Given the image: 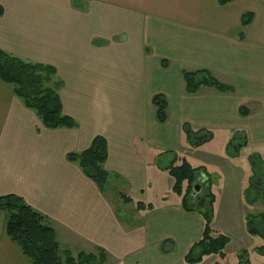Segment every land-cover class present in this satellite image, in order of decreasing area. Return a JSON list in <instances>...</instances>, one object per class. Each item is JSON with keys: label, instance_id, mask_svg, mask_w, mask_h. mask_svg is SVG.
Wrapping results in <instances>:
<instances>
[{"label": "crops", "instance_id": "0c3cea01", "mask_svg": "<svg viewBox=\"0 0 264 264\" xmlns=\"http://www.w3.org/2000/svg\"><path fill=\"white\" fill-rule=\"evenodd\" d=\"M80 1L76 7L73 0H0V49L53 67L63 84V114L77 125L44 128L13 87L0 81V197H21L44 215L59 245L74 257L102 249L113 264L184 262L202 238L204 221L184 211L165 169L171 154L197 168L183 156L189 144L184 125L212 132L199 149L219 134L226 148L234 133H243L248 143L239 157L224 151L228 168L235 165L236 171L230 168L223 183L226 188L237 173L248 185L252 176L241 152L264 145V0L225 6L219 0H130L146 14L130 24L116 12L121 0ZM247 13L253 20L241 40L233 32ZM198 70L234 92L201 88L188 95L182 73ZM157 95L168 103L164 124L152 103ZM241 108L249 114L242 116ZM97 137L107 143L108 184L132 200L127 204L134 206V222L120 220L97 186L67 161ZM236 189L242 194L237 206L252 208L244 184ZM137 203L154 209L139 211ZM6 225L0 212V264H29L7 237ZM214 225L216 235L226 236Z\"/></svg>", "mask_w": 264, "mask_h": 264}, {"label": "trees", "instance_id": "16d2710c", "mask_svg": "<svg viewBox=\"0 0 264 264\" xmlns=\"http://www.w3.org/2000/svg\"><path fill=\"white\" fill-rule=\"evenodd\" d=\"M235 0H219L220 6L228 5ZM4 11L0 7V17ZM253 16L249 13L243 15L240 25V39L243 40L244 30L252 23ZM165 65V64H164ZM185 91L194 95L201 88H213L220 93H232L233 87L220 83L209 71L198 70L182 73ZM0 81L13 87L15 96L23 105L33 111L44 128L48 130L75 129L76 123L63 114L60 99L62 81L57 78L56 70L48 65L27 62L12 56L0 49ZM152 103L156 108L158 123L167 121L168 103L164 96L157 95ZM240 114L247 116L248 110L241 108ZM184 132L188 142L193 148H199L213 139L212 132L201 130L193 131L190 126L184 125ZM248 140L243 133H234L227 147L230 156L237 157L240 150L247 146ZM173 160L165 169L174 179L173 194L182 197V208L188 213H198L204 221L202 238L187 252L185 264H201L206 257L218 256L224 259V250L231 240L224 235H216L212 229L215 196L212 193V184L209 175L203 168H193L186 160L171 154ZM67 161L76 164L103 193L108 184L109 174L104 170L108 159L106 140L97 137L91 147L82 153L67 155ZM257 161L260 157H254ZM252 167H256L253 163ZM198 184L204 195L198 197L196 204L191 202L194 186ZM187 185L184 190V186ZM125 203H132L128 197L121 195ZM250 199V198H248ZM254 203L253 200H249ZM139 211H151L153 205L137 203ZM0 212L7 215L6 234L10 241L16 245L29 264H106L107 255L102 249L97 254L80 253L74 257L70 252L60 251L55 230L50 226L48 219L30 207L21 197L10 195L0 197ZM247 229L251 236H258L264 240V215L248 216ZM264 257V245L250 251L242 250L237 256L238 264H252L251 254ZM220 264V263H218Z\"/></svg>", "mask_w": 264, "mask_h": 264}, {"label": "rangeland", "instance_id": "374dc122", "mask_svg": "<svg viewBox=\"0 0 264 264\" xmlns=\"http://www.w3.org/2000/svg\"><path fill=\"white\" fill-rule=\"evenodd\" d=\"M207 1L209 4L212 2L211 0ZM245 1H248L250 4L255 2V0ZM121 2V6L118 5L116 9V12L120 14V21L130 24L132 19L136 17L141 18L143 21L146 20V14L139 10L137 4H133L130 0H121ZM73 3L74 6L80 7L81 1L73 0ZM240 32V28H238L234 30L233 34H239ZM232 138L233 135L231 139ZM224 146L225 141H223V134H219L218 137L215 138V141L204 148H193L188 144L184 146L182 151L183 156L187 158L194 167L203 168L208 172L212 187L214 186L213 192L217 198L215 214L213 215V222H215L214 227L218 229L219 232H223V234L226 233V236L231 239L230 245L224 250L225 258L223 260L218 256H211L206 257L207 259L204 258L205 260L202 264H238L237 256L240 251L248 250L251 252L254 248L256 249V247L259 248L264 245V240L262 242L261 237H252L247 233V219L243 220V216L247 214L251 216L264 215L263 188L261 191H258L254 187V182L252 184L251 179L246 186L245 181H241L244 176L237 173L236 178L230 180L228 186H226V188L224 187L225 183H223V180H225L226 175L231 172V169L235 170L236 168L235 165L232 167L229 166L228 168L227 161L224 158V151H226L227 146L226 148ZM261 153L264 154V145H256L251 147L249 151L241 152V156L246 155L245 164L251 172V176L255 175L257 177L256 171L254 170L255 168L252 167V158L255 156L257 157L258 154ZM239 156L240 152L237 154V157ZM263 161L264 158H261L259 161L254 158L253 163L259 166ZM239 183H243L246 187V195L243 196L246 198V202L250 203L249 200H253L254 203H250V206H253L252 208L244 206L243 203L240 204L241 206H237L239 204L238 199L242 195L239 189H236L239 187ZM204 193L205 192L201 190L196 196L193 195L191 202L196 204L197 198L202 197ZM103 195L110 201L120 220L136 221L134 206L124 203L119 197V193L110 183L105 186ZM171 197H174L173 194L167 195V198L171 199ZM60 251L63 253L66 251V247L60 244ZM250 258L252 264H264V257L257 255L255 252L251 254ZM107 264L113 263L107 262ZM177 264L185 263L180 261Z\"/></svg>", "mask_w": 264, "mask_h": 264}, {"label": "flooded vegetation", "instance_id": "af4514ba", "mask_svg": "<svg viewBox=\"0 0 264 264\" xmlns=\"http://www.w3.org/2000/svg\"><path fill=\"white\" fill-rule=\"evenodd\" d=\"M254 170L256 171L257 177L255 175L252 176L251 178L252 184L254 182V187L258 191H261L263 188V192H264V186H263L264 185V161L259 166H256Z\"/></svg>", "mask_w": 264, "mask_h": 264}, {"label": "water", "instance_id": "95a60500", "mask_svg": "<svg viewBox=\"0 0 264 264\" xmlns=\"http://www.w3.org/2000/svg\"><path fill=\"white\" fill-rule=\"evenodd\" d=\"M201 190H202V188L198 184H196L194 186V193H193V195L196 196L198 194V192H200Z\"/></svg>", "mask_w": 264, "mask_h": 264}]
</instances>
